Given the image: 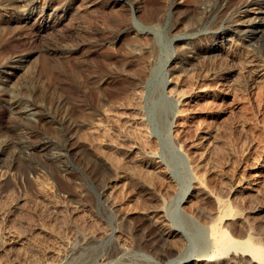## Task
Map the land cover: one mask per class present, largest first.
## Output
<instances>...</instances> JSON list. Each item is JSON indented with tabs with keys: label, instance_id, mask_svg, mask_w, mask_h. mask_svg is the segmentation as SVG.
Here are the masks:
<instances>
[{
	"label": "rangeland",
	"instance_id": "1",
	"mask_svg": "<svg viewBox=\"0 0 264 264\" xmlns=\"http://www.w3.org/2000/svg\"><path fill=\"white\" fill-rule=\"evenodd\" d=\"M89 1L0 0V89L5 91L0 163L20 164L14 143L49 145L45 155L21 149L38 163L37 171L18 165L13 179L0 181V264L193 259L199 254L197 228L223 218L218 199L236 215L224 217L231 234L253 235L264 245V34L249 43L243 30L250 28L237 24L244 16L256 20L264 0ZM64 3L69 13L59 12L48 28L40 21L29 26L20 18L6 21L29 7L51 12ZM202 15L211 18L189 29ZM228 15L232 31L223 33L220 25ZM187 37L194 49L236 40L238 52L230 58L220 48L219 59H191L192 52L176 58L183 55ZM25 53L30 56L14 78L22 85L14 88L3 65ZM173 60L194 64L201 76L197 81L181 74L175 77L180 86L171 84L185 90L186 97L170 131L173 104L166 97L165 79L180 74L171 69ZM3 76L10 82H3ZM142 81L143 97L127 99ZM13 88L25 106L45 114V121L13 118L7 104ZM85 115L100 132L81 127ZM22 131L28 135L20 136ZM71 134L72 149L61 154ZM110 156L123 163V170L113 171L105 162ZM153 163L164 170V184L147 174ZM197 176L205 189L196 185ZM150 181L161 187L149 189ZM171 227L180 233L169 235ZM249 260L243 257L236 264Z\"/></svg>",
	"mask_w": 264,
	"mask_h": 264
},
{
	"label": "bare ground",
	"instance_id": "2",
	"mask_svg": "<svg viewBox=\"0 0 264 264\" xmlns=\"http://www.w3.org/2000/svg\"><path fill=\"white\" fill-rule=\"evenodd\" d=\"M18 1H23V3H24V1L28 2L29 0H18ZM32 1H35V0H30V3ZM110 1L112 4L116 5V4L120 3L122 0H110ZM96 2H98V0H90L88 3L96 4ZM256 2L260 3L261 0H255V3ZM127 3H129V2H127ZM177 3H179V2H177ZM130 4H131V8L134 10V5H132V3H130ZM173 6H174V4H173ZM70 8L71 7L66 3L62 4L58 8L53 9V11H51V12H48L49 9H51L49 7L37 8V9H32L31 7H29V9L27 8L28 10L24 15H22V16H20V15L19 16L9 15V17L6 18V21L11 23L13 20H17L18 18H20L21 21L24 23V26H27V25L29 26L30 24L33 25V24H36L37 22L40 21L43 24L44 28H48L51 25L50 22H52L54 20V18L57 19L60 17L59 12L62 13V16H66V14L69 13ZM248 12H252V10L249 9ZM260 13H261V15H260ZM262 13H264V11H260L259 14H257V16L255 17V18H257L256 20H252V18H250V17L246 18V16H244L245 19L242 20L240 23H237V24L245 25L248 28H250L249 30H243V33L245 35V36L243 35L244 36L243 38H245L244 40H248L249 43L252 40H254V38H255V40H258L259 36L261 34H264V14L262 15ZM46 15H48V16L46 17ZM206 15L200 16L198 18V20H196V23L195 24L193 23V26L191 25V27L189 29H191V30L193 29L195 31V28H198V26L202 25V21H204L205 18L207 20L208 18L212 17V14L210 15L211 17L210 16L206 17ZM230 18L231 17L228 15V17L222 19V23L220 26L222 27L221 31L222 32L224 31L223 33H229L230 31H232V29H231L232 25L230 24ZM60 20L61 19H59V21ZM54 23H56V22L54 21ZM172 26L174 27V25H172ZM217 32L218 31H213L211 33H217ZM188 38H191V37H187V38L182 39V40H185L184 42H182L183 44L181 45V47H182L181 51L183 52L182 53L183 55H177L176 58H180L181 56H186V54H189V52H192L193 55H192L191 59H196V60L206 59V58L216 59V58H218L219 55L221 58V54L219 52V50H221V49L223 51H225V53L228 57L231 58V57H234L236 55V53L238 52V50L236 49V47H237L236 40L233 41V40L229 39L231 41L229 43H226V44H221L218 41H214V43L211 45H206V46H203L201 48L195 47V49H194V47H192V45H191L192 44L191 41L187 40ZM263 38H264V36H263ZM255 42H257V41H255ZM252 44H254V43H252ZM252 44H250V45H252ZM241 51L242 50H239V52H241ZM29 56H30L29 53L19 55V56L11 59L10 61H8L6 64L3 65V67H4V69H2L3 75L5 76L7 74V75H9V77H11L10 81L12 82V86L14 88H16L17 86L20 87L22 85V82H19V81H18V83H15L18 78L16 80L14 78L18 76L17 70L22 68L20 63H22L23 61L28 59ZM228 57H226V58H228ZM196 60H193V61H196ZM172 62H173V67H171V69L176 68L177 69L176 72H179L180 74L170 73V74H167L168 76L165 79V89L169 88L167 91L166 97H167V100L173 104V110L171 112V117H169V122H168V124H169L168 127H169L170 131H172V128L176 126L177 118H178L179 114L183 113L181 105L183 104L184 98L186 97L185 96L186 95L185 90L183 92H181L182 90L178 91V89H177L178 87H176V89H177V91H176L172 87L170 88L171 84H175L176 86H178V85L180 86V82H178V80H175V77L180 76L181 74L184 77H186L187 79H189V78L192 80L197 79V81L200 80L199 78L201 76V75H199V77H197V75L195 73L196 70H195L194 64L187 63L186 60H183V62H182V60L181 61L173 60ZM217 72L215 71L213 74L217 75ZM4 76L2 78V81L6 83L9 81V79L4 78ZM204 76L207 77L208 74H205ZM209 76H211V75H209ZM14 88L12 91L9 90L7 92V94L10 96V99L7 101V104L9 105V112L12 114L13 118H17L18 120L38 121L39 123L42 120L45 121V119H46L45 114H43L40 111H37L36 107L32 106V104L29 106H25L22 103V101L24 99L22 97H20L19 95L15 94ZM200 88H202V87L200 86ZM143 90H144V82L142 81V82L136 83L134 85V87L132 88V92H133L135 97L132 94L131 95L127 94L128 96H132V97H127V99H130V98H132V99L133 98H140L141 99V96L143 97V94H144ZM3 93H5V91L0 89V99H2L1 97H2ZM42 116H44V117H42ZM49 117H51V116H49ZM88 121H89L88 117H87V115H85L83 117L82 122H81V127L86 128V129H89V128L92 129V130H88V131H93L92 133H94V134L97 132H100L97 125L95 126L94 124H91V122H88ZM18 129L19 128L16 125H14L13 130L15 132H17ZM169 133H171V132H169ZM19 134L22 137H26L28 135V132L22 131ZM169 136L171 137V135H169ZM73 139H74L73 134L68 136L66 144L60 149L62 151L61 154H64L63 151H65L66 153H69L71 151V149H72V143L71 142ZM13 145H14V147H19V149H20L17 152V155H18L17 158H18V160H20V164H17V166L22 165V167H25L26 170H32L33 169L36 171L38 169V163H36L34 161V159L31 157L30 154H33V152H36V151H40L41 154L43 152H45L43 154V155H45L46 150L48 149V146H49L48 142H43L40 144H33V145H30V144L26 145L24 143V141H20L18 144L14 143ZM25 147H27L29 149L30 154L28 152L24 153V154L21 152V149H24ZM181 147H182V145L180 146V148ZM181 149L184 150L183 148H181ZM3 150H4V147L0 148V153H2ZM188 158H190V157H188ZM114 159H115V157L110 156L108 158H105V162L113 169V171L115 173H118V172H120V170H123L122 169L123 163H121L120 160L117 161L116 159L115 160ZM15 164L11 163L8 165H4V164L0 163V181L4 180V179L10 180L9 178H11V177H12L11 179H13V177L15 176L13 174V170L16 166ZM67 170H68V168H65V171H67ZM149 170H150V173H147V174L148 175L150 174L149 177H152L151 181H153L154 178H155V180L157 179V181H159V182L165 180V175L163 174L164 170L161 168L160 165H158V163L151 164V169H149ZM195 175H198V174L195 173ZM201 177L202 176L195 177V179H196L195 183H197L196 185L198 187H200V190H201V188L202 189L206 188V187L204 188L205 184H204V181ZM151 181L148 182L149 189H154L153 191H155V189L157 187L156 183H158V182L157 181L151 182ZM163 182H165V181H163ZM163 182H161V183L164 184ZM162 186H164V185H162ZM159 187H161V186H159ZM159 187H157V189ZM186 195H184L182 197V199L179 198V199H181L180 204H181V202L186 200L185 199ZM217 207H218L219 212L223 213V218H221L219 221H215L213 224H210L207 226L204 225V226H201L200 228H197V230H198L197 236L198 237L196 236V238H199V239H197L199 242L196 241V243H198L196 245L199 246V248H198V246H196L199 250V254H197V257L193 258V259H189L190 258L189 256L185 257V256H181V255L177 254L178 256L176 257V259L175 260L171 259L169 261V263L187 264V263L193 262V264H215L216 262H219V264H220L223 259L227 258L225 260V262H227L226 264H236L238 261H240V260L242 261L243 257L248 256L251 264H264V245H262L263 243L260 244L261 242L260 243L256 242L252 237L253 235H249V234L245 238L234 237L233 234H231V232L229 231V229H227L226 224H225L226 220L228 218L224 219V217L225 216L227 217V215L236 216L232 212L233 208H231L229 203H226V201L225 200L223 201L222 199H218ZM182 213L187 215V212L183 209H182ZM236 214H238V213L236 212ZM184 217H186V216H184ZM184 217H183V219H184L185 224H189L190 227H192L193 226L192 222L189 219L187 220ZM187 227L189 228V226H187ZM195 227H199V226H195ZM167 233L169 235H177L178 233H180V231L178 229L171 227ZM193 250H195V248H193ZM175 253H176L175 251H171L170 254L169 253L168 254L172 255ZM181 254H184V253H181ZM185 255H187V254H185Z\"/></svg>",
	"mask_w": 264,
	"mask_h": 264
}]
</instances>
